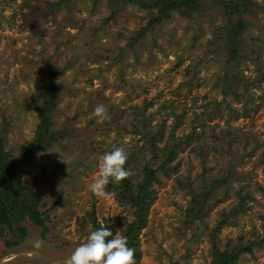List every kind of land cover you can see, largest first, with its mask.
<instances>
[{
  "label": "rangeland",
  "instance_id": "374dc122",
  "mask_svg": "<svg viewBox=\"0 0 264 264\" xmlns=\"http://www.w3.org/2000/svg\"><path fill=\"white\" fill-rule=\"evenodd\" d=\"M57 1L0 0V121L5 116L9 122L6 148L29 139L35 128L38 118L33 107L41 102L42 58L47 59L50 70L61 72L55 78L60 89L52 110L54 127L60 128L66 121L74 132L73 137L61 139L64 146L35 151L29 163L21 168V179L33 184L52 206L50 228L43 240L39 228L27 225L28 222L25 241L10 248L0 239V264H130L124 254L112 258L95 256L94 244L79 229L78 219L90 210L92 203L100 224L106 218L117 227L120 218L126 221L133 218L131 209L121 207L113 195L104 193L103 186L118 170L116 158L120 150L143 141L129 132L130 127L122 125L123 122L106 123L101 109L127 110L130 104L141 106L149 101L144 115H149L151 123L163 121L165 130L174 123L172 118L165 117L161 107L167 98L186 102L187 109L195 94L197 104L212 98L225 100L239 110L231 96L223 97L221 90L212 86L213 79L221 77L226 66L222 58H210L208 50L212 47L208 46L207 38L210 28L221 25L223 20L219 15L184 19L173 12L153 35H147L142 44L130 50L124 46L126 36L145 22V11L128 5L113 22L104 25L102 19L107 15L104 1L92 6L89 1L74 0L70 9L63 6L58 11L47 7ZM253 1L264 8V0ZM33 4L38 5L37 12ZM260 26H264V9H258L255 18H250L243 36L242 53L253 58L251 62L243 58V74H254L252 61L256 59L249 49L253 38L259 37ZM261 38L256 43L264 62V36ZM175 62L179 65L171 69ZM189 63L198 64L196 69L189 70L196 75L198 84L183 97L185 88L178 84L185 78ZM261 71L260 88L252 89L253 99L258 102L255 111L227 121V116H217L208 123L229 126L233 132L251 125L262 142L253 151L237 148L241 156L236 169L245 176L244 183L264 188V63ZM200 110L201 107L195 108V112ZM186 111L189 116L190 110ZM188 129L182 121L174 126L173 132L180 135ZM192 142L183 145L178 153L181 161L177 173L188 175L197 187L201 183L198 177L201 167L189 151ZM157 145L162 146V142ZM218 156L211 151L207 153L209 159ZM151 157L150 152L145 153L146 160ZM213 166L208 167L212 173L222 165ZM130 172L133 179L140 177L133 166ZM177 173L169 177L159 175L161 182L152 185L155 198L149 205L145 226L138 233L141 264L209 262L208 231L221 208L229 205V199L211 205L200 225L185 227L181 210L188 205L190 196L172 180ZM254 194L250 208L216 234L220 246L238 235L243 241L262 235L264 195ZM118 237L116 232L114 240ZM236 264H264V247L255 248L252 254H241Z\"/></svg>",
  "mask_w": 264,
  "mask_h": 264
},
{
  "label": "trees",
  "instance_id": "16d2710c",
  "mask_svg": "<svg viewBox=\"0 0 264 264\" xmlns=\"http://www.w3.org/2000/svg\"><path fill=\"white\" fill-rule=\"evenodd\" d=\"M73 1L58 0L47 7L55 8V11L63 6L67 9ZM82 1H89L92 6L101 1L106 3L107 15L102 19L104 25L113 22L128 5L146 12L145 22L126 36L124 46L130 50H134L136 44H142L147 35H153L164 21L169 20L173 12L184 19L219 15L223 23L210 28L207 44L212 48L208 53L212 55L210 58H222L226 68L221 77L213 79L212 86L221 90L223 97L231 96L240 107L238 110L225 100L217 101L212 98H206L204 102L197 104V96L194 94L191 96V105L186 109V102H176L172 98H167L161 107L165 117L172 118L174 122L168 130H165L163 121L151 123L149 115H144L149 101L141 106L130 104L127 110L103 107L101 115L106 123L114 122L118 125L123 122L122 125H128L129 132L137 134L138 140L143 142L120 150L116 158L118 170L103 186L104 193L113 195L121 207L131 209L133 218L130 221H126L124 217L120 218L117 227L106 218L103 219L104 223L100 224V221L96 220L92 203L90 210L78 219L79 229H83L86 237L94 244L93 254L103 258L124 254L130 264H141L138 233L145 226L149 205L155 198L152 185L154 182H161L159 175L169 177L177 173L181 161L178 153L183 145H188L191 141L193 142L189 151L201 167V173L198 174L200 185L195 187L189 176L183 173H177L172 177L177 187L186 189L190 196L188 205L181 210L184 217L183 225L185 227L200 225L211 205L229 199L227 203L229 205L221 208L216 221L208 231L210 259L206 264H236L241 254H252L255 248L264 247V230L261 236L252 240L243 241L242 236L238 235L235 240H226L223 246L217 243L216 236L222 227L235 223L234 218L250 208L249 203L254 201L255 192H262L264 195L263 187L244 183L245 176L236 169L237 160L241 156L237 148L241 146L244 150L246 148L253 151L262 142V138L255 133L251 125L245 130L239 128L237 132H233L229 126L219 127L217 122L208 123L217 116L225 115L227 121L255 111L258 102L253 99L252 89L260 88L261 68L264 63L259 57L260 47L256 41L262 40L264 26H260L259 37L253 38V45L249 49V53L256 59L255 62L252 61L254 74L242 73L243 58L247 57L242 53V48L243 36L250 24V18H255L258 9H264L263 6L253 0ZM32 6L37 12L38 5ZM247 59L250 61L253 58ZM39 63L44 76L39 88L41 102L33 107L38 120L31 137L18 145L6 148L9 122L5 116L0 121V239L7 248L18 246L25 241L28 222L27 225L39 228L41 239H46L50 228L48 225L51 223L52 206L50 207L46 196L41 197L42 194L34 185L21 179L19 173L21 168L29 163L35 151H45L54 145H61L62 138H71L74 135L66 121L60 128H55L52 121V110L60 89V82H56L55 78L61 72L50 70L45 58L40 59ZM177 65L179 62H175L171 69ZM197 65L189 63L185 67L186 76L178 84V87L185 88L183 97L188 96L190 89L198 84L195 82L196 75L189 72L196 69ZM222 104H225V107ZM198 107H201L200 112H195V108ZM186 110H190L189 116H186ZM182 121H185L189 129L185 134L177 135L173 132L174 126ZM160 141L162 146L159 147L157 143ZM210 151L218 154L219 158H207ZM148 152L152 155L150 158L152 163L145 159V153ZM209 164L211 166H208ZM213 164L222 166L212 173L210 169L214 167ZM132 166L139 172L138 179L132 178L130 172ZM87 224L90 226L85 230ZM116 232L119 233V237L115 241Z\"/></svg>",
  "mask_w": 264,
  "mask_h": 264
}]
</instances>
